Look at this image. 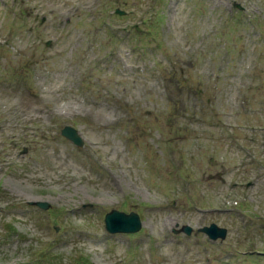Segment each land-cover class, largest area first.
<instances>
[{
	"label": "rangeland",
	"instance_id": "374dc122",
	"mask_svg": "<svg viewBox=\"0 0 264 264\" xmlns=\"http://www.w3.org/2000/svg\"><path fill=\"white\" fill-rule=\"evenodd\" d=\"M260 128L264 0H0V264H264Z\"/></svg>",
	"mask_w": 264,
	"mask_h": 264
},
{
	"label": "water",
	"instance_id": "95a60500",
	"mask_svg": "<svg viewBox=\"0 0 264 264\" xmlns=\"http://www.w3.org/2000/svg\"><path fill=\"white\" fill-rule=\"evenodd\" d=\"M117 13H123L120 10H116ZM43 20V19H42ZM49 44V42H47ZM61 133L63 136L68 138L73 143L81 146L83 144L78 132L71 126H65L62 128ZM42 208L47 206L44 203H36ZM105 227L110 232H135L139 230L141 226V221L139 216L135 212L124 213L122 211L111 209L105 214L104 217ZM192 228L189 225H182L179 230H174L176 232L183 231L186 234L191 233ZM199 231L205 232L210 238L223 239L226 236V229L223 227L217 226L215 223H211L209 226H203ZM78 264V263H77Z\"/></svg>",
	"mask_w": 264,
	"mask_h": 264
},
{
	"label": "flooded vegetation",
	"instance_id": "af4514ba",
	"mask_svg": "<svg viewBox=\"0 0 264 264\" xmlns=\"http://www.w3.org/2000/svg\"><path fill=\"white\" fill-rule=\"evenodd\" d=\"M258 182H259V177H256V180H255V182H252V185H253V183H258ZM247 186H249V184Z\"/></svg>",
	"mask_w": 264,
	"mask_h": 264
},
{
	"label": "bare ground",
	"instance_id": "6f19581e",
	"mask_svg": "<svg viewBox=\"0 0 264 264\" xmlns=\"http://www.w3.org/2000/svg\"><path fill=\"white\" fill-rule=\"evenodd\" d=\"M114 174H111L110 176H113Z\"/></svg>",
	"mask_w": 264,
	"mask_h": 264
}]
</instances>
